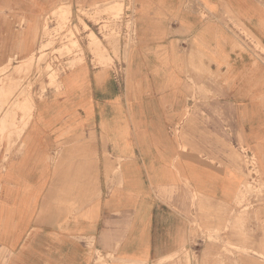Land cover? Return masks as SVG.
I'll list each match as a JSON object with an SVG mask.
<instances>
[{"label":"crops","instance_id":"1","mask_svg":"<svg viewBox=\"0 0 264 264\" xmlns=\"http://www.w3.org/2000/svg\"><path fill=\"white\" fill-rule=\"evenodd\" d=\"M55 4L0 0V67L33 53L32 25ZM225 12L264 47V0H134L123 81L86 64L34 101L21 150L0 169V264H159L181 251L192 195L210 209L239 199L246 168L224 124L264 181V65L235 49ZM188 41L220 83L186 80ZM203 89L212 95L199 99ZM252 201L264 223V197Z\"/></svg>","mask_w":264,"mask_h":264},{"label":"rangeland","instance_id":"2","mask_svg":"<svg viewBox=\"0 0 264 264\" xmlns=\"http://www.w3.org/2000/svg\"><path fill=\"white\" fill-rule=\"evenodd\" d=\"M55 1L32 25L33 53L22 60L9 59L0 67V169L20 152L34 101L45 98L47 90L57 92L64 73L88 64L92 69L110 70L119 83L125 76L128 55L135 45L134 0H109L88 6L74 0ZM223 16L227 20L225 29L237 41L235 49L249 52L255 63L264 65L262 44L233 15L225 12ZM21 24L27 26L29 22L23 20ZM186 43L190 47L186 80L194 82L189 74L192 71L203 82L213 79L215 84L220 83L221 75L210 72V62L205 64L206 58L192 51L191 41ZM211 95L204 89L198 91L199 99ZM213 98H220V91L214 90ZM220 115V108L215 107V121H221ZM223 129L220 134H231L232 161L246 168L239 199L228 210L215 206L210 209L192 195L198 207L189 219L187 245L159 264H264V223L257 220L258 205L252 201L264 197V181L257 163L245 158L242 149L233 147L230 126L224 124ZM254 173L256 179H252ZM4 256L0 249V259Z\"/></svg>","mask_w":264,"mask_h":264}]
</instances>
